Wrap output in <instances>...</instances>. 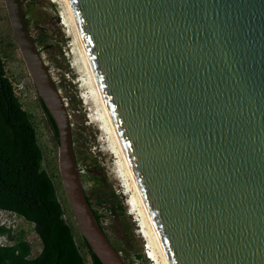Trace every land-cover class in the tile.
<instances>
[{
	"label": "water",
	"instance_id": "1",
	"mask_svg": "<svg viewBox=\"0 0 264 264\" xmlns=\"http://www.w3.org/2000/svg\"><path fill=\"white\" fill-rule=\"evenodd\" d=\"M57 133L75 227L125 264L93 217L71 124L21 0H3ZM86 82L158 264H264V0H63Z\"/></svg>",
	"mask_w": 264,
	"mask_h": 264
},
{
	"label": "rangeland",
	"instance_id": "2",
	"mask_svg": "<svg viewBox=\"0 0 264 264\" xmlns=\"http://www.w3.org/2000/svg\"><path fill=\"white\" fill-rule=\"evenodd\" d=\"M21 4L28 20L29 33L66 104L73 152L79 156V176L95 177L94 184L82 181L81 184L90 196L93 207L104 215L101 219L104 231L122 249L120 254L124 257L125 264H157L158 261L149 254L150 244L148 245L145 229L132 203L107 134L102 128L103 124L98 118L73 35L63 23L60 3L53 0H21ZM0 54L9 81L20 83L24 87L22 93H17L20 104L29 113L42 152V166L52 175L57 198L63 208V217L74 227L75 240L79 244L78 231L59 178L57 143L51 135L36 91L15 44L3 0H0ZM99 193H103L104 202L95 199ZM112 199L119 201L124 207L122 215L109 210V201ZM0 225L9 228L14 234L23 231L32 255L39 250L40 244L33 231V224L13 213L0 210ZM0 241L3 243L7 239L2 236ZM79 248L86 264H89L85 250L81 246ZM136 253H142L144 258H134Z\"/></svg>",
	"mask_w": 264,
	"mask_h": 264
},
{
	"label": "trees",
	"instance_id": "3",
	"mask_svg": "<svg viewBox=\"0 0 264 264\" xmlns=\"http://www.w3.org/2000/svg\"><path fill=\"white\" fill-rule=\"evenodd\" d=\"M23 15L24 11H23ZM28 27V20L25 18ZM34 41V39H33ZM51 135L57 143L54 122L37 96ZM76 163L79 156L75 154ZM82 164V163H81ZM84 164V163H83ZM82 183H95V177L80 175ZM85 200L98 225L117 252L122 249L104 231L103 214L93 207L90 196L83 190ZM103 193L95 199L104 202ZM112 196V195H111ZM113 197V196H112ZM0 210L13 213L33 224L39 240V250L31 254V247L23 231L17 234L0 225V264H86L79 246L85 250L89 264H102L80 236L75 240L74 227L63 217V208L57 198L56 189L47 170L42 166V152L36 139L29 113L24 110L12 91L5 75L0 54ZM109 210L118 215L124 213L119 201H109ZM121 255V254H120ZM123 261L124 257L121 255ZM142 260V253L134 254Z\"/></svg>",
	"mask_w": 264,
	"mask_h": 264
},
{
	"label": "bare ground",
	"instance_id": "4",
	"mask_svg": "<svg viewBox=\"0 0 264 264\" xmlns=\"http://www.w3.org/2000/svg\"><path fill=\"white\" fill-rule=\"evenodd\" d=\"M53 1H57L58 3H60V5H61V9H62V18H63V20H64V22L63 23H65L66 25H67V27L69 28V31L72 33V31H71V27H70V24H69V21H68V17H67V14H66V10H65V7H64V3H63V0H53ZM73 35V34H72ZM76 45V44H75ZM77 49V48H76ZM78 52V51H77ZM98 115V118L100 119V116H99V113L97 114ZM101 120V119H100ZM102 122V121H101ZM102 124V123H101ZM102 128H104V126L102 127ZM105 130V129H104ZM105 133H106V131H105ZM107 137V136H106ZM109 140V139H108ZM111 145V144H110ZM112 148V147H111ZM113 150V149H112ZM120 169V168H119ZM120 172H121V170H120ZM132 203H133V201H132ZM134 204V203H133ZM144 233L146 234V232H145V230H144ZM146 236H147V234H146ZM147 239H148V241H149V243H148V245L150 244V250H149V254H150V256H152V258H154L156 261H157V259H156V256H155V253H154V251H153V248H152V245H151V243H150V240H149V238H148V236H147ZM158 264V263H157Z\"/></svg>",
	"mask_w": 264,
	"mask_h": 264
},
{
	"label": "built area",
	"instance_id": "5",
	"mask_svg": "<svg viewBox=\"0 0 264 264\" xmlns=\"http://www.w3.org/2000/svg\"><path fill=\"white\" fill-rule=\"evenodd\" d=\"M9 80V79H8ZM10 82V81H9ZM10 84H11V86H12V91H13V93H14V95L18 98V100H19V96L17 95V93H19V92H23V90H24V87H23V85H21L20 83H12V82H10Z\"/></svg>",
	"mask_w": 264,
	"mask_h": 264
}]
</instances>
